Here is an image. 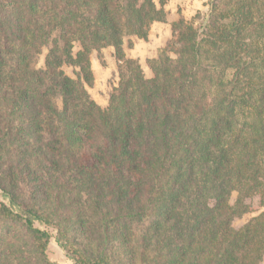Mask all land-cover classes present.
Wrapping results in <instances>:
<instances>
[{"label": "trees", "instance_id": "obj_1", "mask_svg": "<svg viewBox=\"0 0 264 264\" xmlns=\"http://www.w3.org/2000/svg\"><path fill=\"white\" fill-rule=\"evenodd\" d=\"M165 21L154 0H0V264H58L53 239L72 264H264V0L180 16L147 78L124 40Z\"/></svg>", "mask_w": 264, "mask_h": 264}, {"label": "rangeland", "instance_id": "obj_2", "mask_svg": "<svg viewBox=\"0 0 264 264\" xmlns=\"http://www.w3.org/2000/svg\"><path fill=\"white\" fill-rule=\"evenodd\" d=\"M158 7L163 5L166 12V21L164 23H155L150 28V36L147 41L137 39L136 37H126L124 40V50L126 57L136 60L142 67L147 78L153 76L150 68V61L157 58L161 50L165 49L170 43L175 42L172 33V24L180 19V16L191 20L198 12L206 11L208 0H154ZM78 50V48L76 49ZM46 49L39 56L37 67L44 66ZM92 68L95 76V83L92 88L88 89L90 97L98 105L105 108L109 102V96L112 89L119 82V66L120 62L116 59L112 48L106 49L99 57L97 54L92 56ZM68 75H72L71 70H66ZM236 201V194L231 197V203ZM252 205L258 209V199L252 200ZM258 215L252 213L243 218L235 219L233 226L236 229L241 228L247 221ZM48 255L51 261L58 264H72L53 239L49 248Z\"/></svg>", "mask_w": 264, "mask_h": 264}, {"label": "crops", "instance_id": "obj_3", "mask_svg": "<svg viewBox=\"0 0 264 264\" xmlns=\"http://www.w3.org/2000/svg\"><path fill=\"white\" fill-rule=\"evenodd\" d=\"M150 36V35H149Z\"/></svg>", "mask_w": 264, "mask_h": 264}]
</instances>
